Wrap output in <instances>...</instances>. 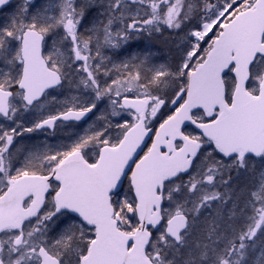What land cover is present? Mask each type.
<instances>
[{
    "label": "snow or ice",
    "instance_id": "6c2138e0",
    "mask_svg": "<svg viewBox=\"0 0 264 264\" xmlns=\"http://www.w3.org/2000/svg\"><path fill=\"white\" fill-rule=\"evenodd\" d=\"M0 264H264V0H0Z\"/></svg>",
    "mask_w": 264,
    "mask_h": 264
}]
</instances>
